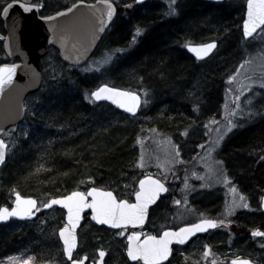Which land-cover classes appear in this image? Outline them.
Here are the masks:
<instances>
[{
    "label": "trees",
    "instance_id": "1",
    "mask_svg": "<svg viewBox=\"0 0 264 264\" xmlns=\"http://www.w3.org/2000/svg\"><path fill=\"white\" fill-rule=\"evenodd\" d=\"M9 1L18 0H0V11ZM20 1L41 5V15L48 16L63 11L75 1L95 0ZM111 1L117 15L95 54L105 48L113 51L106 68L109 77L92 71L81 72V67L64 66L57 53L49 51L42 63L41 90L25 100L24 121L29 128L21 135L14 157L8 158L0 169V208L5 207L16 192L46 202L49 198L92 186L110 190L115 195H119L121 188L133 187L137 177L136 131L129 123L133 118L107 104L94 103L88 92L99 84H111L131 91L146 87L152 95H157L165 87H174L176 82L187 84L194 76L192 67L197 63L183 50L185 44L214 40L218 48H224L225 54L229 55L243 40L239 26L242 14L235 13L234 9L222 12L216 9L218 4L175 0L171 15H167L170 14L166 12L168 0L139 5L134 0ZM231 16L232 21L228 24L227 19ZM212 27H219L216 36L207 32ZM137 29H140L139 33ZM4 38L0 21V64L9 63L3 54ZM229 61L230 58L226 59L227 64ZM216 76L212 74L209 80L217 79ZM31 99L37 100L34 106L29 105ZM180 100L166 98L167 109L177 103L181 108L163 113L162 119L166 121L157 124L161 131L180 134L182 122L188 121V117L193 119L194 108ZM210 105L213 110L214 102ZM227 145L225 153L228 158L230 156L227 162L241 174V178L238 176L241 189L263 195L264 120L235 136ZM261 146L259 158L253 152ZM57 211L63 216V210ZM86 222L87 219L84 224ZM89 227L112 240L99 245L100 250L124 248L121 237L112 238L106 229L91 224ZM36 235H26L18 242L29 243ZM18 242L15 236L0 233V257L18 249L21 246ZM79 242L78 253H82L84 242L80 234ZM117 256L123 263V253H117Z\"/></svg>",
    "mask_w": 264,
    "mask_h": 264
},
{
    "label": "rangeland",
    "instance_id": "2",
    "mask_svg": "<svg viewBox=\"0 0 264 264\" xmlns=\"http://www.w3.org/2000/svg\"><path fill=\"white\" fill-rule=\"evenodd\" d=\"M48 1L59 3L61 0ZM174 1L168 0L169 10L166 12L169 11L170 14L167 15H171ZM245 2L246 0H226L219 3L216 9L219 8L222 12H232L234 9L235 13L239 11L242 14L243 19ZM228 21L230 24L232 16L231 19L228 17ZM239 26L241 28V25ZM207 32L216 36L219 27H212ZM112 57V50L102 49L81 67V72L92 71L108 78L106 68ZM229 58L227 64L226 59ZM196 63L192 67L195 74L187 84L176 82L174 87H165L157 95L155 93L152 95L146 87L137 90L142 96V105L140 113L129 122L136 131L134 137L137 151L136 180L147 174L152 175L168 183L171 190L184 193L179 200L174 199L175 201L170 202L174 207L172 223L176 226L209 216L232 221V216L235 217L238 210L247 209L249 206L250 211L257 210L261 197L253 190H247L250 195H245L240 190L238 176L241 174L228 165L230 156L228 158L225 150L235 136L264 120V32L260 31L251 41L243 39L229 55L225 54L224 48H218L207 61ZM223 66L225 68H222ZM212 74L218 75V78L216 76L217 79L210 81ZM166 98H181L182 101L179 102L185 101L194 108L193 119L188 117V121L182 122L180 134L166 133L157 128L160 121H166L162 119L166 110L174 111L181 108L177 103L168 106L167 109L164 103ZM211 102L215 104L213 110H210ZM35 103L37 100H29L30 106H34ZM28 126L29 124L23 121V124L3 134V139L9 146L7 159L16 154L17 143L21 135L28 130ZM262 150L261 146L253 153L259 157ZM134 189L135 187H124L119 194L132 196ZM12 203L11 199L6 207H10ZM43 203L45 202H39V206ZM40 213L34 221L11 222L0 227L1 234L13 235L17 242L26 235L29 237L37 233L31 242H18L17 245H21L18 249L0 257V264H66L56 232L64 224V220L60 221L62 214L58 213L56 208ZM242 218L240 219L243 220ZM89 225L90 223L86 222L80 230L84 242L81 250L83 255L87 254L94 260L95 250L99 249V245H104L111 239L92 230ZM111 235L112 238L120 237ZM207 241L210 244L207 246L210 247L212 264H226L232 258L231 250H234L235 242H232L233 237L223 242V238L219 241L218 237L213 235ZM252 241L257 250L248 253L257 264H264V237L252 238ZM247 245L252 246V243L249 242ZM197 246V243H194L184 254L180 253L179 257H183L184 260L177 258V255L175 260L178 264H199L194 260L198 252ZM108 250H111L110 247ZM107 263L125 264L119 261L115 251H112Z\"/></svg>",
    "mask_w": 264,
    "mask_h": 264
},
{
    "label": "water",
    "instance_id": "3",
    "mask_svg": "<svg viewBox=\"0 0 264 264\" xmlns=\"http://www.w3.org/2000/svg\"><path fill=\"white\" fill-rule=\"evenodd\" d=\"M185 1V0H181ZM194 1V0H188ZM199 2H207L213 5L217 3H223L226 0H197ZM136 5L147 2V0H134ZM244 7V16L240 23L241 25V36L245 41H251L255 35L264 28V25H260L256 29L255 32L252 33L251 36L245 37L244 35V23L248 20V0L245 2ZM36 5L32 3L18 1H9L0 11V21L3 25L4 31V40L2 42L3 54L4 57L9 61V63L0 64V69H3L4 75V83L0 86V141H3V146L0 147V152L3 153L4 159L0 161V169L3 164L7 161V150L8 147L6 141L3 139V134L13 129V127H17L23 124L26 112H25V100L38 93L41 89L42 85V63L43 59L49 53V51H55L57 53L58 59L60 63L64 66H69L72 68L83 67L87 64V62L95 56L98 47L101 45V41L104 36L108 33L110 26L115 21L117 15V9L111 0H95L94 2L87 1H77L72 5L63 9V11H59L56 13H52V15L44 16L41 15L40 9L41 5H36V7H31L30 10H25V5ZM109 5L111 6L112 15L108 16ZM189 45L193 47L200 48V46L204 45H214L204 51L200 50V55H197L196 52L191 51ZM218 43L214 40H210L204 43H187L185 44L183 50L188 53L194 61L204 62L207 61L208 58L214 55V53L218 50ZM12 70L9 73V70ZM107 87L109 89H116L118 93L123 94H132L137 97V100L132 99V95H118L117 93H109L105 92L101 95V99L97 100L92 96V93L97 91L99 88ZM112 98H109V97ZM89 98L96 104H107L110 107L112 106L120 113L128 116L129 118H133L140 113L141 105H142V96L136 90H128L126 88H119L113 85L108 84H99L94 89L89 91ZM123 103L125 107H121L120 103ZM134 106V111H128V107ZM146 181V187L150 181H159L166 191H161L155 198V200L147 205L145 211L144 220L138 224H125L121 223L119 227H114L110 223H100L96 219H93V210L91 208H85L80 212V218L74 221L75 226L72 228V243L73 247L71 249L72 259H69L68 255L65 251L64 239L60 235V230L64 229L66 226L70 225L72 222L68 219V209L64 206L66 201L65 197L71 196L73 192H87L91 191L92 188H96L98 193H107L111 192L113 194V198L117 201H127V200H119L114 193L107 189H101L95 186H92L86 190H73L70 193L60 196L58 198H49V200L43 203L41 206H38V201L32 197H23L18 192L12 195V205L10 207H1L8 208L11 212L12 209L17 208L18 198L21 202L27 200L35 201V206L31 208V214H22V215H8L5 219L0 220V227L6 226L10 222H23L28 223L29 221H34L37 215L40 212L49 211V209L56 208L58 210H63V220L64 224L59 228L57 232L58 243L61 246V252L65 259L66 264H72V260H78L75 257L76 251L79 247L78 235L80 233V229L82 228L85 218L89 221V223L94 227L103 228L106 230H110L112 232H116L122 229H129V234L126 240V259L128 262H140L145 264V261L142 257H137L133 259L128 255L129 247L135 248L137 245H142L149 236L143 237L141 235L142 229H144L147 222V214L149 208L153 207V205L159 201L161 196H164L167 192V188L165 185L157 178L151 175L144 176L140 178L137 182L138 189L137 192L141 191L140 181ZM134 193L133 201L127 203L129 205L138 203L136 198V193ZM93 197L87 196V200L91 202ZM53 200L61 201V203L52 204ZM261 210L264 212V195L261 196ZM45 205H50L49 207H45ZM22 207H27L21 203ZM206 221V220H204ZM208 221V220H207ZM219 223L215 221V226ZM193 225H201V230L196 231L192 228ZM193 225H183L181 228L176 230L171 229L167 231H163L160 236L156 237L160 239L164 236L165 232L169 233H180L181 229H188L189 231L186 234V238L183 243H180L179 240L173 236L171 238V242L169 244L170 252L166 258L159 261V264H164L169 262L172 253V245H179L183 247L188 244L191 240L195 238L198 234H204L207 230L215 228L210 227L207 224H202V221L193 223ZM260 233L258 229L251 232ZM67 235V232H66ZM184 235V234H181ZM153 236V235H150ZM260 236V234L256 235ZM102 250H97L98 258L96 262L90 264H104V259L106 258V253L104 252V256H100V252ZM83 264L87 260V256L84 255L81 259ZM233 261H237L238 264L241 261L247 260H232L230 264H233ZM248 264H252L247 261Z\"/></svg>",
    "mask_w": 264,
    "mask_h": 264
},
{
    "label": "snow or ice",
    "instance_id": "4",
    "mask_svg": "<svg viewBox=\"0 0 264 264\" xmlns=\"http://www.w3.org/2000/svg\"><path fill=\"white\" fill-rule=\"evenodd\" d=\"M107 3V0H105ZM25 10H30L31 7H36V5H28L26 4ZM112 10L109 5L108 16L111 17ZM260 25H264V0H248V20L244 23V35L245 37L251 36L253 32L256 31ZM264 32V29H261ZM137 32H140V29H137ZM214 47V45H204L200 46V48L193 47L189 45L191 51L200 55V50L203 49L206 51L207 49ZM11 69L9 73H11ZM4 83V75L3 69H0V86ZM105 92L109 93H117L118 95H132V94H123L118 93L116 89H109L106 86L99 88L97 91L92 93V96L95 99H101V95ZM109 98H112L111 96ZM132 99L135 101L138 98L132 95ZM120 103L119 101H116ZM121 107H125L123 103H120ZM128 111H134V106L128 107ZM3 146V141H0V147ZM4 159L3 153L0 152V161ZM141 191L136 193V198L138 203L129 205L127 201L117 202L113 198V194L111 192L107 193H98L96 188H92L91 191L85 194L84 192H73L71 196L65 197V207L68 209V219L72 222L70 225L66 226L64 229L60 230V235L64 239L65 251L68 255L69 259H72L71 249L73 247L72 243V228L75 226L74 221L80 218V212L85 208H91L93 210V219H96L100 223H110L114 227H119L121 223L125 224H138L144 220L145 211L147 205L153 202L156 196L161 191H166L164 186L159 181H150L148 186L146 187V181H140ZM235 191V189H233ZM87 196L93 197L91 202L87 200ZM243 196H241V200H243ZM26 205L27 207H22ZM52 204L61 203V201L53 200ZM179 203V201H177ZM35 206V201L27 200L21 202L18 198L17 208L12 209L11 212L8 208L0 209V220L5 219L8 215H22V214H31V208ZM50 205H45V207H49ZM247 206V205H245ZM202 224H207L210 227H215L214 221H202ZM193 229L196 231L201 230V225H193ZM188 229H181L180 233H169L165 232L164 236L160 239H157L155 236H149L147 240L142 245H137L135 248L129 247L128 255L133 259H136L138 256L142 257L145 261V264H159V261L166 258L170 252L169 244L171 242V238L175 236L180 243H183ZM67 232V235H66ZM184 234V235H181ZM254 235L262 234V233H253ZM100 256H104V252H100ZM72 264H83L81 260H72ZM233 264H238L237 261H233ZM239 264H248L247 261H241Z\"/></svg>",
    "mask_w": 264,
    "mask_h": 264
},
{
    "label": "flooded vegetation",
    "instance_id": "5",
    "mask_svg": "<svg viewBox=\"0 0 264 264\" xmlns=\"http://www.w3.org/2000/svg\"><path fill=\"white\" fill-rule=\"evenodd\" d=\"M149 0H147L148 2ZM180 2H183L181 0H179ZM188 1V0H185ZM197 1V0H196ZM183 133V132H182ZM182 136V135H181ZM148 175V174H147ZM145 175V176H147ZM144 177V176H143ZM155 177V176H154ZM142 178V177H140ZM138 178L135 182H134V186L135 189L133 191V193L131 194L132 196H125L122 194L119 195H115L117 196V198L119 200H127L129 202L133 201V197H134V193L137 192L138 189V180L140 179ZM159 179V178H158ZM167 188V192L165 193L164 196H161L159 198V201L156 202L153 207L149 208L148 214H147V222L146 225L144 227V229H142L141 231V235L143 237L145 236H150L153 235L155 237H158L161 235V233L163 231H167V230H171V229H178L181 228L183 225H193V223L199 222V221H204V220H208V221H216L219 224L217 226H215V228L209 229L207 230L204 234H198L195 236V238L193 240H191L188 244L184 245L183 247L179 246V245H172L171 249H172V253H171V258L169 259L170 261L164 264H178L177 260H175V258H179L184 260L183 257H179L180 253L184 254V252L186 250L189 249L190 246L194 245V243H197V254L194 257V260L198 261L199 264H212V258H211V254H210V247L207 245H210L209 242L207 241L210 237H212L213 235L217 236L219 241L223 238V242H226V240L230 237H233V241L234 242V250H231L232 253V258L228 260V262L226 264H230V261L232 260H247L249 262H251L252 264H257L254 259L252 258V256H250V253L254 252L255 250H257V247L254 246V243L252 241V238L255 239H260L261 237H264V212H262L261 210V197L259 199V205H258V209H253L250 211L251 207L249 206L247 209L244 210H238L236 213V216L233 217L232 216V221H224L222 220L220 217L218 218L217 216H209V217H205L204 219L198 220V221H193V222H187L184 223L182 225L176 226L172 223L173 220V213H174V207L170 204L171 201H173L174 199L179 200L181 198V196H184V193H178V191L176 192L175 190H171V186L168 185V183H166L165 181L159 179ZM238 185V184H237ZM240 190L246 195H250V193L248 191H244L241 189V187L239 186ZM262 196V195H261ZM175 201V200H174ZM39 205V203H38ZM213 210V208L211 209ZM216 211V209H215ZM235 214V212H234ZM233 214V215H234ZM245 217V218H242ZM240 218H242L243 220H241ZM258 229L260 233V236H256V235H252L251 232ZM129 229H122L116 232H112L110 231L111 234H115V235H119L122 240H124V248L122 250L117 249H111V250H107L104 251L106 253V258L104 259V264H108L107 261L111 256L112 251H115V253H119L122 252L123 253V261L125 262V264H142L141 261L140 262H128L126 259V238L129 234ZM79 242V240H78ZM252 243V246H248L247 243ZM237 243V245H236ZM242 243V244H241ZM203 246V247H202ZM80 248V242H79V247L78 250ZM78 250L76 251L75 257L76 259L80 260L84 255L87 256V260L85 261V264H90V263H94L96 262L98 255H97V250L100 249H96V258L94 260H91L90 257L87 254H82V253H78ZM205 254V256H204ZM201 262V263H200Z\"/></svg>",
    "mask_w": 264,
    "mask_h": 264
},
{
    "label": "bare ground",
    "instance_id": "6",
    "mask_svg": "<svg viewBox=\"0 0 264 264\" xmlns=\"http://www.w3.org/2000/svg\"><path fill=\"white\" fill-rule=\"evenodd\" d=\"M75 2H77V1H75ZM74 3V2H73ZM111 27V26H110ZM208 41H210V40H208ZM185 51V50H184ZM186 53V52H185ZM187 54V56L188 57H191L188 53H186ZM192 58V57H191ZM193 59V58H192ZM246 130V129H245Z\"/></svg>",
    "mask_w": 264,
    "mask_h": 264
}]
</instances>
